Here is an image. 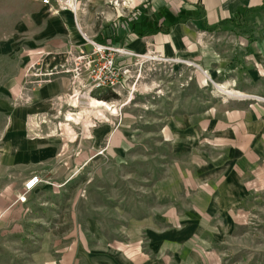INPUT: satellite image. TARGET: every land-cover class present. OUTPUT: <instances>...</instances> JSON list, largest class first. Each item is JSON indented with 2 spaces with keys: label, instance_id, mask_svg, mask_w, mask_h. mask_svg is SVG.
<instances>
[{
  "label": "crops",
  "instance_id": "crops-1",
  "mask_svg": "<svg viewBox=\"0 0 264 264\" xmlns=\"http://www.w3.org/2000/svg\"><path fill=\"white\" fill-rule=\"evenodd\" d=\"M110 1L99 0L102 22L114 15L108 11ZM91 3L79 0L74 17L69 11L49 14L34 0H0L4 25L0 30L16 32L2 44L13 50L5 58L0 56V62L21 64L14 68L17 72L2 76L0 72V221L10 208L28 203L19 200L22 195L50 189L47 174L69 175L62 187L74 174L65 162L52 165L69 141L50 133L56 100L69 90L68 75H56L33 88L27 84L26 71L34 63H39L36 69L41 72L51 69L62 64L67 51L88 48L85 38L92 37L85 30L96 13ZM127 3L129 13L139 3L145 12L136 21L121 14L125 23L115 19V40L108 41L105 28L104 40L98 42L173 61L169 85L177 81L174 93L181 98L164 114L162 133L177 161L168 177L152 188L166 208L152 210L144 219L141 240L128 243H110L93 226L63 234L51 231L48 256L37 264H204L212 241L219 237V225L225 229L235 207L264 192V0ZM117 5L116 1V8L121 7ZM187 78L190 82L194 78L199 94L204 79H209L215 98L204 107L196 87L194 98L188 97ZM214 84L234 94H224ZM45 115L51 120L43 123ZM115 132L104 137V145L122 151ZM93 157L89 154L82 163ZM31 175L43 182L25 193L23 183ZM12 179L18 184H11ZM36 205L57 208V202L49 199Z\"/></svg>",
  "mask_w": 264,
  "mask_h": 264
},
{
  "label": "rangeland",
  "instance_id": "rangeland-1",
  "mask_svg": "<svg viewBox=\"0 0 264 264\" xmlns=\"http://www.w3.org/2000/svg\"><path fill=\"white\" fill-rule=\"evenodd\" d=\"M116 1L120 8H116ZM110 2L109 7L113 9L108 11L114 15L102 22L99 14L105 16L99 8V0H92L91 6L96 11L93 17L96 19L92 17L89 30H85L91 40H104L105 28L109 29L108 41L115 40L116 18H119L118 22H123L120 16L125 14L136 21L145 12L140 8L144 2L139 3L140 9H133L132 13L126 9L130 8L129 0ZM13 34L16 35V32L0 30L1 58L13 50L2 45L13 38ZM20 65V62H0L1 76ZM129 69L131 79L128 88L116 98L107 90L91 94L92 98L117 108L115 115L103 112L101 117H96L84 96L79 100L81 104H75L72 110L75 114L72 117H76L77 121L66 117L65 105L57 119H52L50 133L69 141L67 148H61L52 165L62 166L65 162L74 174L65 187L60 184L69 175L47 174L45 182L50 189L43 194H24L19 200L28 203L9 209L0 221V264L42 262L47 255V247L53 241L47 237L51 231L63 234L72 230H91L93 226L110 243L141 240L142 226L146 224L144 219L150 216L152 210H165L163 201L155 197L152 188L168 177L170 168L177 161L162 133L164 114L181 98L180 94L174 93L177 81L169 85L173 81V64L150 59L132 60ZM208 80L204 79L200 94L194 78L192 82L187 78L186 84L188 97L194 98L196 87L197 98L204 107L216 96V89ZM218 88L224 94L233 95L230 90ZM106 97L110 99L106 100ZM115 130L116 141L121 140L122 151L111 144L104 145V137L114 134ZM89 154L94 157L83 164ZM15 183L18 184L17 180L12 179L11 184ZM50 184L60 186L53 188ZM43 199L57 202V208L36 205ZM53 215L56 217L52 218ZM61 215L64 218H59ZM228 218L230 221L225 229L219 225V237L212 241L211 254L206 255L208 259L204 264H264V192H257L249 203L235 207Z\"/></svg>",
  "mask_w": 264,
  "mask_h": 264
},
{
  "label": "built area",
  "instance_id": "built-area-1",
  "mask_svg": "<svg viewBox=\"0 0 264 264\" xmlns=\"http://www.w3.org/2000/svg\"><path fill=\"white\" fill-rule=\"evenodd\" d=\"M45 7L49 13H58L69 11L76 17L79 11V0H34ZM87 49L83 46H77L74 52L67 51L64 61L59 66L40 71L39 63H34L26 71L27 84L34 87H40L49 82L56 75H68L69 90L66 97L56 100V111L53 119L62 113L61 109L67 106L66 115L75 114L72 110L75 104H81L85 98L92 97L91 94L99 90H107L115 95H120L122 91L128 88V82L131 79L129 64L124 60L132 59L135 61L150 59L154 62L169 63L170 59L155 56H144L134 54L124 48L112 45L111 43H100L89 38H85ZM67 117V116H66ZM51 117L43 116V123L50 121ZM65 121H68L67 119ZM43 181L38 175H31L24 183L25 193L33 191L37 185Z\"/></svg>",
  "mask_w": 264,
  "mask_h": 264
},
{
  "label": "bare ground",
  "instance_id": "bare-ground-1",
  "mask_svg": "<svg viewBox=\"0 0 264 264\" xmlns=\"http://www.w3.org/2000/svg\"><path fill=\"white\" fill-rule=\"evenodd\" d=\"M218 87L219 86H217V88ZM232 94H234V93H232ZM87 105L94 111V114L96 117H98V116L101 117L103 115V112H109L112 115H115L117 113V108L113 107L112 104L105 103L104 101H100V100H97V99L92 98V97L87 98ZM71 118H73V117L71 116ZM85 124L87 125L88 122H86Z\"/></svg>",
  "mask_w": 264,
  "mask_h": 264
},
{
  "label": "trees",
  "instance_id": "trees-1",
  "mask_svg": "<svg viewBox=\"0 0 264 264\" xmlns=\"http://www.w3.org/2000/svg\"><path fill=\"white\" fill-rule=\"evenodd\" d=\"M112 97H113V98H116V95H115V94H112ZM105 99L108 100V99H110V98H109V97H106Z\"/></svg>",
  "mask_w": 264,
  "mask_h": 264
}]
</instances>
